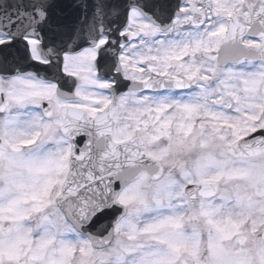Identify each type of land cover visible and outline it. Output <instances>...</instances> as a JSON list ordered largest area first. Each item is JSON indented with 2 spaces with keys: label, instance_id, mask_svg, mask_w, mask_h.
I'll use <instances>...</instances> for the list:
<instances>
[{
  "label": "snow or ice",
  "instance_id": "snow-or-ice-1",
  "mask_svg": "<svg viewBox=\"0 0 264 264\" xmlns=\"http://www.w3.org/2000/svg\"><path fill=\"white\" fill-rule=\"evenodd\" d=\"M0 264H264V0H0Z\"/></svg>",
  "mask_w": 264,
  "mask_h": 264
}]
</instances>
